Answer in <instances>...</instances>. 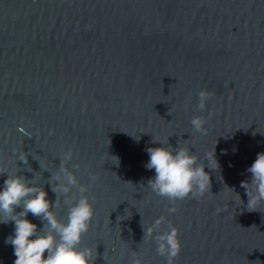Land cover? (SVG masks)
<instances>
[{
	"label": "water",
	"instance_id": "95a60500",
	"mask_svg": "<svg viewBox=\"0 0 264 264\" xmlns=\"http://www.w3.org/2000/svg\"><path fill=\"white\" fill-rule=\"evenodd\" d=\"M202 90L212 93L204 110ZM153 138L196 155L211 191L174 204L153 193ZM214 148L218 170L207 168ZM69 150V169L90 186L80 247L94 264H131L133 252L167 264L145 236L162 216V230L178 229L174 264H264V203L248 211L240 186L264 152V0H0V170L35 176L54 205L48 182ZM13 233L0 223V264H14Z\"/></svg>",
	"mask_w": 264,
	"mask_h": 264
},
{
	"label": "clouds",
	"instance_id": "9594fccd",
	"mask_svg": "<svg viewBox=\"0 0 264 264\" xmlns=\"http://www.w3.org/2000/svg\"><path fill=\"white\" fill-rule=\"evenodd\" d=\"M211 96L212 93L207 90L198 93L200 110L205 109L206 102ZM205 123V120L199 116L191 120L195 131L207 135ZM152 143L160 145L146 148L149 160L145 167L155 171V176L147 182V187L153 193L167 198L174 204L189 195L203 196L205 192L211 191L209 173L205 171L204 164L188 148L179 144L173 148L168 141L169 146L166 147L164 143L154 138ZM226 153L227 150H224L223 154ZM18 158L24 164L28 163V156L23 152L19 153ZM72 160L71 150L63 153L59 171L49 179L48 184L57 197L54 205L35 176L34 179L29 180L18 173L8 174L0 170V175L7 174L3 189L0 190V217H2L0 223L14 224V233L6 239V243L14 249L16 257L14 264H94L97 253L94 257L92 249L80 247L94 216L92 204L85 195L90 186L81 184L75 173L69 169L68 165ZM207 161L216 165V168H207L219 169L218 161L215 159V148L207 155ZM72 167L79 170L78 164H73ZM247 171L251 173V180L242 181L240 186L246 190L247 210L258 211L259 206L264 203V152L257 154V158ZM89 179L94 183L97 177L90 175ZM73 189H78L80 194L78 199L72 195ZM230 190L235 192L234 189ZM61 196L64 197V205L68 209L66 222L59 220L53 210L59 207ZM237 196L241 201L239 194ZM18 208L22 210L16 211ZM168 211L173 214L177 209L171 207ZM29 214L41 220L43 223L41 229L27 219ZM164 223L166 217L156 219L152 227L145 231V236L154 235L157 253L166 257L167 264H174V259L181 251L178 229L167 222V230H162L161 225ZM131 264H143L142 258L136 252L132 253ZM255 264L261 262L257 260Z\"/></svg>",
	"mask_w": 264,
	"mask_h": 264
}]
</instances>
